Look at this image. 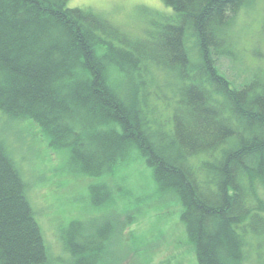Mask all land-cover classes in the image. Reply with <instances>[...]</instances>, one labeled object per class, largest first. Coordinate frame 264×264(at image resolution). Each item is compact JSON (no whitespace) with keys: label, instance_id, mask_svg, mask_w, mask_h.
<instances>
[{"label":"trees","instance_id":"1","mask_svg":"<svg viewBox=\"0 0 264 264\" xmlns=\"http://www.w3.org/2000/svg\"><path fill=\"white\" fill-rule=\"evenodd\" d=\"M163 1L171 12L151 11L145 35L133 37L68 0H0V264H119L132 221H72L64 254L53 255L2 135L8 126L18 134L23 119L69 151L72 173H113L137 148L160 190L181 200L199 264H260L247 245L264 238V78L235 86L215 65L230 51L237 11L256 0ZM157 72L176 84L163 87ZM147 83L165 97V121ZM110 192L91 185L89 197L104 206Z\"/></svg>","mask_w":264,"mask_h":264},{"label":"rangeland","instance_id":"2","mask_svg":"<svg viewBox=\"0 0 264 264\" xmlns=\"http://www.w3.org/2000/svg\"><path fill=\"white\" fill-rule=\"evenodd\" d=\"M67 5L92 9L133 37L145 35L151 11L171 12L163 0H68ZM229 42L228 55L215 61L219 73L235 86L256 76L264 78V0H256L237 11ZM157 73L156 81L163 87L176 84L173 75ZM144 86L152 94L150 106L158 112L159 120L165 121L171 113L165 107V97L159 95L162 91L156 83ZM163 90L172 93V87ZM18 124L21 126L18 134L8 126L2 135L25 177L30 201L53 255L64 254L61 230L70 222H86L117 213L132 216L118 242L119 264H199L196 244L189 238L182 220L181 200L171 190H160L153 167L137 148L121 160L113 173L99 177L76 174L67 169V149L50 148L47 137L40 134L39 126L30 119ZM204 158L196 156L191 161L199 164ZM102 183L112 190L111 199L104 201V206L92 203L89 197L90 186ZM123 218L126 222L130 219ZM250 240L253 242L247 245V250L253 262L257 256L260 264H264V238L252 236Z\"/></svg>","mask_w":264,"mask_h":264}]
</instances>
